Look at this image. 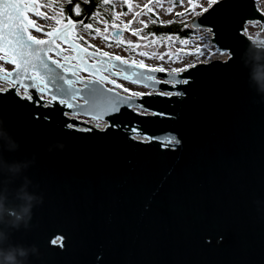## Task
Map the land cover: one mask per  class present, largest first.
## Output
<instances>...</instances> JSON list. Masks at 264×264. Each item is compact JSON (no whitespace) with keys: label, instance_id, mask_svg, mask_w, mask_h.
<instances>
[{"label":"water","instance_id":"water-1","mask_svg":"<svg viewBox=\"0 0 264 264\" xmlns=\"http://www.w3.org/2000/svg\"><path fill=\"white\" fill-rule=\"evenodd\" d=\"M246 22L264 25L254 0H218L188 27L206 30L228 57L146 73L154 79L143 82L129 74L144 69L110 61L115 73L98 53L100 61L80 64L70 34L50 53L82 90L75 113L58 101L48 106L50 97L35 89L31 101L12 87L0 92V131L19 146L8 151L0 139V157L7 164L35 158L8 187L26 177L43 201L28 229L10 230L12 245L38 249L27 264H264V97L242 59ZM107 75L149 92H109L107 81L95 93L84 88L114 80ZM57 143L65 147L48 151Z\"/></svg>","mask_w":264,"mask_h":264},{"label":"snow or ice","instance_id":"snow-or-ice-1","mask_svg":"<svg viewBox=\"0 0 264 264\" xmlns=\"http://www.w3.org/2000/svg\"><path fill=\"white\" fill-rule=\"evenodd\" d=\"M105 3L108 0H104ZM174 2V0H173ZM218 0H208V6L202 7L195 3V0H188V7L185 8L184 12L176 13V16L182 17L185 14H195L196 8L200 7L201 12L208 11V8H211ZM261 0H254V8L255 11L260 12L264 15V9L259 7ZM157 6L163 7V3L161 0H157ZM149 12H153L154 10L150 5H145ZM76 14H80V6L77 4L75 6ZM167 12H170L171 9H166ZM32 12L34 15L44 14L39 13L35 6L30 3H26L25 0H0V61H4L5 63H11L14 65V70L11 72L5 71L3 67H0V81L6 82L12 88H16L17 94L22 95L23 98L32 100V94L29 91L30 89H35L40 94V99H45L46 96L50 97L46 100L48 106H51L52 102L58 101L60 105L66 106L68 109L73 110L75 113V109L83 107V105H79L76 103V100L80 97L81 89H77L75 84L78 82L77 80L69 79L66 77L64 73L68 71V65L61 63L60 60L52 59L48 60L49 53L54 51L53 46L56 44L58 40H62L65 42H69V37L71 34V30L75 28L77 25L71 18L67 19L66 23L61 24V20L57 19L56 24L61 25L59 28H53L51 31L45 33L48 37L47 39H39L34 37L30 33L31 28H35L37 32L42 31L43 29L40 26L36 25V22L32 20L28 13ZM139 15V13H137ZM155 15V13H154ZM118 19V17H117ZM135 19V17H133ZM159 21V16H156L152 23H157ZM173 21H169L171 23ZM132 23L129 21L128 24L124 25V28L127 29L128 26ZM143 23V22H141ZM163 23V22H161ZM79 24L83 25L85 30L93 29L92 24H83V21H80ZM107 25V21H105ZM147 27V24L144 25ZM113 28H116V24H112ZM99 32V29H96ZM108 31V28L105 27V32ZM133 35H138L137 31L132 32ZM247 36V32L244 33ZM120 32H116L111 34L112 39H119ZM152 35V34H148ZM148 36L142 37V39L147 40ZM251 37L248 36V39ZM83 39V37H80ZM169 42H173V37H167ZM155 42V41H153ZM87 43V41H85ZM129 46L132 45L131 41L127 42ZM186 41H180L181 45H186ZM70 46L76 50L79 49L77 53V59L80 61V64H85V59L80 56L81 52H86L87 49L80 48L79 45H71ZM136 47H140L139 44L135 45ZM88 47H92L88 45ZM184 48L180 49V52H183ZM97 53L101 58L108 57L109 61H119L121 65L127 64V60L123 59L120 56H110L107 52H99ZM97 53H91V57H95ZM60 53L58 52L57 55ZM141 55H145V53L141 52ZM188 55H192L193 53L189 52ZM195 54L197 56L203 55L204 53L201 49L197 48L195 50ZM217 53L208 54V58L210 59L212 55H216ZM220 55H226L225 52H220ZM153 55H156L153 53ZM163 55H168L171 57L172 55H179L177 53H165ZM163 55H161V59H163ZM63 59L67 60V57ZM54 65L55 69H59L57 72L52 66ZM115 67V65H111ZM92 67H95L93 65ZM130 67H136L140 69H144L145 72H136L133 71L129 75L131 77L137 78V82H143V80H153L154 77L152 75H146V73H154V72H162L164 71L161 67H149L145 65L143 62L136 64L135 62ZM173 72H177L180 70L173 69ZM71 75L75 76L76 71L73 70ZM129 75H125L124 79H129ZM102 81H107L109 83L114 84L116 87L119 85L115 84L114 80H108L107 77H100L94 81H89L87 84H84V88L88 90L89 93H95L96 89L94 88L95 84H100ZM83 83V81H79ZM186 82V81H185ZM23 90L22 92L20 90ZM9 88L0 87V92H7ZM109 92L112 91L111 88L108 89ZM59 94V95H58ZM118 95V94H117ZM136 95V94H133ZM85 100V104L88 103V98L83 97ZM70 113V114H73ZM78 114V113H77ZM173 141L169 140L167 143H172Z\"/></svg>","mask_w":264,"mask_h":264},{"label":"rangeland","instance_id":"rangeland-1","mask_svg":"<svg viewBox=\"0 0 264 264\" xmlns=\"http://www.w3.org/2000/svg\"><path fill=\"white\" fill-rule=\"evenodd\" d=\"M161 2L163 3V7L157 6V0H125L126 9L125 11H120V3L116 0H113V21L107 23V25L105 23H103V25L98 24L96 29H99V32L95 31L93 35H86L85 32H80L81 37H83L84 41H87L86 45H91L92 48L103 49L110 55L120 56L135 63L143 62L149 67H161L166 72L172 71L173 69L181 70L192 64H195L198 61L205 60L208 58V54L210 53H217L216 55H212L211 59L224 60L228 57L227 52L226 55L222 56L219 54V50H216L213 46H208L210 34L203 29H195L191 36L181 40L175 36H161L159 39H153L152 36L148 35L147 40L142 39V37L146 36L142 31V27L148 21V15L145 12L147 8L145 5H150L153 8L154 13L159 16L161 21L176 20L178 22H188L193 15L201 12V8L197 7L195 14H185L182 17H178L175 16V14L178 12H184L185 8L188 7V0H179V2L176 4L169 0H161ZM34 3L36 5L37 11L44 14L43 16L33 15V20L36 22V25L40 26L41 28H46L47 30H52L53 28H59L61 26L56 24L57 18L60 17V12L55 9V7L51 6L50 1L34 0ZM195 3L201 5L202 7L208 6V0H195ZM259 7L264 9V0H261ZM166 9H171V11L167 12ZM137 13H139V15H137ZM133 17H135V19H133ZM129 21H132V23L127 29H125L124 25L128 24ZM66 22L67 21H61V24ZM113 23L118 25L119 28H122L123 30V33L119 35L118 39L120 43H109V46H105L103 45V39L110 38L109 32L113 28ZM105 27L108 28L107 32H105ZM133 31H137L138 35H133ZM245 32H247V37L255 36L257 38L264 39V25L259 24L258 22H246L243 33ZM167 37H173V42H169ZM128 41L132 42L131 46H129L127 43ZM180 41H186L187 43L186 45H181ZM137 44H139L140 47H136L135 45ZM182 47L184 48V51L180 52ZM197 48L201 49L204 54L197 56L195 54V50ZM65 52L66 54H69L68 50H65ZM141 52L145 53V55H141ZM177 52H179V55H172L171 57L168 55H163L165 53ZM189 52L193 54L188 55L187 53ZM153 53L156 55H153ZM161 55H163V59H161ZM0 67H3L5 71L9 70L10 68L4 61H0ZM77 76L82 77L80 74H77ZM108 77L113 78L117 82L116 85H119V87L112 86L109 83L105 84L106 87L113 88L120 93L138 96L141 93L149 92V90L139 85L126 82L123 79L113 76ZM85 122L90 123L91 120L85 119ZM94 124L97 126H104L105 122L96 120Z\"/></svg>","mask_w":264,"mask_h":264},{"label":"clouds","instance_id":"clouds-1","mask_svg":"<svg viewBox=\"0 0 264 264\" xmlns=\"http://www.w3.org/2000/svg\"><path fill=\"white\" fill-rule=\"evenodd\" d=\"M248 47L243 53L244 66L249 69V82L261 97H264V39L250 36ZM264 102V100H262ZM0 139L7 142V150L15 151L18 145L6 134L0 131ZM52 147L63 149L62 143ZM31 161L14 162L7 164L0 157V264H27L30 255H38L35 246L25 247L23 245H12L10 241V230H19L21 227L28 229L32 218V209L41 204L42 197L28 191L30 181L25 177L22 184L16 189H10L15 178L27 169ZM8 173V179L3 178V173Z\"/></svg>","mask_w":264,"mask_h":264},{"label":"trees","instance_id":"trees-1","mask_svg":"<svg viewBox=\"0 0 264 264\" xmlns=\"http://www.w3.org/2000/svg\"><path fill=\"white\" fill-rule=\"evenodd\" d=\"M50 1L51 6L55 7L60 12V17L57 19H60L61 21L65 22L68 18H71L72 20L75 18H82L84 19V22L87 21L89 15L99 8L101 13L108 19H110V15L112 13V7H113V0H108L107 3L103 2L102 0H46ZM179 0H174V3H178ZM80 6V14L77 15L75 11L76 5ZM106 5V8L104 6ZM108 6V7H107ZM120 6L122 11H125L126 9V3L125 0H122L120 2ZM146 14L148 15V21L146 22L147 27L143 25L142 31L145 35L152 36L153 39H159L161 36H175L179 40L183 38H188L191 36L192 33H194L192 29L188 27V22H190L193 18H195L199 13H196L191 17V19L188 22H178L176 20H170L173 21L171 23H168L169 21H161L159 18V21L157 23H152L151 21L156 18V14L154 15L153 12H149L148 9L145 10ZM176 16V14H175ZM163 22V23H161Z\"/></svg>","mask_w":264,"mask_h":264},{"label":"flooded vegetation","instance_id":"flooded-vegetation-1","mask_svg":"<svg viewBox=\"0 0 264 264\" xmlns=\"http://www.w3.org/2000/svg\"><path fill=\"white\" fill-rule=\"evenodd\" d=\"M28 1H30L31 2V4H33L34 6H35V8H36V5H35V3H34V0H28ZM116 1H118L119 3L122 1V0H116ZM169 1H173V0H169ZM104 2V0H102V3ZM108 7V6H107ZM120 7V11H122V9H121V6H119ZM104 8H106V5L104 6ZM113 8L114 7H112V13H111V17H110V19H108V18H106L102 13H101V11L99 10V8H97L96 10H94L90 15H89V17H88V19H87V21H85L84 22V19H82V18H75V19H73V21L76 23V27L75 28H73L72 30H71V37H73V40L77 43V44H79L80 46H82L83 48H85V49H87V50H89V51H91V52H96L97 53V50H99V52H106L105 50H103V49H98V48H92V47H88V45H86V43H85V41H84V39H80V37H81V34H80V32H85V34L86 35H93L94 34V32L96 31V26L98 25V24H101V25H103V23H105V21H107V23H109V22H112L113 21V19H112V17H113ZM34 14L32 13V12H29L28 13V16L33 20V18H34V16H33ZM80 21H83V24H92L93 25V29H91V30H85L84 28H83V25L82 24H79V22ZM38 26V25H37ZM43 30H47L46 28H42ZM116 29H121L122 30V28H119V26L117 25V27L116 28H112L111 30H110V32H109V34H110V38H108V39H106V38H104L103 39V45H105V46H109L110 44L109 43H111V44H116V43H120L117 39H112V36H111V34H112V31L113 30H116ZM30 33L34 36V37H36V38H39V39H45V38H48L46 35H45V32H43V31H40V32H37L36 30H35V28H31L30 30ZM47 31H51V30H47ZM122 33H123V30H122ZM121 35V34H120ZM61 44V41L60 40H58L57 42H56V44L55 45H60ZM63 48V47H62ZM64 49H68V48H64ZM73 51H75L74 49H73ZM62 52V54H64V53H66L65 52V50L63 51H61ZM69 52V51H68ZM84 55H82V57L85 59V61L87 62V63H89V64H92V63H95L96 61H100V58L99 59H97V58H95V57H91V55H89L88 53H86V52H82ZM69 54H71V52H69ZM65 56H67L66 54H64ZM110 56H113V55H110ZM49 58H51V59H55L54 58V56L51 54V53H49V56H48ZM69 57V56H68ZM70 59H71V61L70 62H72V64L74 63L75 65L77 64V66L79 65V62L78 61H76V60H74L71 56L69 57ZM108 59V60H107ZM107 59H102V61L103 62H105L106 63V66L107 67H109L113 72H115V73H119V71H116V70H114L113 68H111V62L109 61V58L107 57ZM124 59V58H123ZM126 60V59H125ZM127 62L128 63H131V64H133L134 62H132V61H129V60H127ZM136 64H139V63H136ZM9 66V65H8ZM10 68H9V70L12 68L11 66H9ZM81 67V66H80ZM99 69V71L101 70V68H98ZM103 69V68H102ZM168 72H172V71H168ZM79 74L82 76V78H87V75L86 74H84V73H81V72H79Z\"/></svg>","mask_w":264,"mask_h":264},{"label":"built area","instance_id":"built-area-1","mask_svg":"<svg viewBox=\"0 0 264 264\" xmlns=\"http://www.w3.org/2000/svg\"><path fill=\"white\" fill-rule=\"evenodd\" d=\"M209 37H210V35H209ZM208 46H213L211 43H210V41H208ZM214 47V46H213ZM215 48V47H214ZM216 49V48H215ZM217 50V49H216ZM219 52H222V51H219ZM208 60H211V58L209 59V58H207V59H205V60H201V61H198V62H207ZM197 63V62H196ZM1 75H3V73H0ZM0 87H3V88H9V87H11L10 85H8L6 82H3V81H0ZM15 91H16V93H17V90H16V88H15ZM21 92L23 91L22 89L20 90ZM19 95V94H18ZM20 96H22V95H20ZM89 120H91V119H89ZM96 120H91V122H90V125H92V126H95V127H97V128H102L103 126H97V125H95L94 124V122H95Z\"/></svg>","mask_w":264,"mask_h":264},{"label":"bare ground","instance_id":"bare-ground-1","mask_svg":"<svg viewBox=\"0 0 264 264\" xmlns=\"http://www.w3.org/2000/svg\"><path fill=\"white\" fill-rule=\"evenodd\" d=\"M223 52H225V51H223ZM226 53V52H225ZM223 56V55H222ZM137 138H139V137H137ZM141 138V137H140ZM143 139V138H142Z\"/></svg>","mask_w":264,"mask_h":264}]
</instances>
